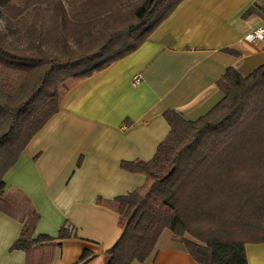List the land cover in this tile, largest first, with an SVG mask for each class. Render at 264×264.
I'll list each match as a JSON object with an SVG mask.
<instances>
[{
    "label": "trees",
    "instance_id": "obj_1",
    "mask_svg": "<svg viewBox=\"0 0 264 264\" xmlns=\"http://www.w3.org/2000/svg\"><path fill=\"white\" fill-rule=\"evenodd\" d=\"M179 1L0 0L1 209H15L4 173L70 84L135 50ZM217 86L221 98L195 119L163 112L169 130L150 159L120 161L145 179L111 200L97 197L121 228L103 264L143 262L165 228L197 264H247L245 244L264 242V62L246 75L229 66ZM19 218L10 249L23 250L26 264L37 245L72 234L64 221L56 236L33 237L38 214L28 201ZM92 256L84 248L72 264Z\"/></svg>",
    "mask_w": 264,
    "mask_h": 264
},
{
    "label": "crops",
    "instance_id": "obj_2",
    "mask_svg": "<svg viewBox=\"0 0 264 264\" xmlns=\"http://www.w3.org/2000/svg\"><path fill=\"white\" fill-rule=\"evenodd\" d=\"M261 26L264 0H180L135 50L70 84L3 175L5 192L38 214L33 237L73 225L69 237L34 247L30 264H72L84 248L93 253L84 264H103L121 228L97 197L111 200L145 179L120 161L153 156L169 130L165 110L186 119L207 112L222 96L217 80L229 66L246 75L263 63L264 43L243 39ZM19 217L0 208V264H26L23 250L10 249ZM245 253L247 264H264V242L246 243ZM130 264L197 263L165 228L151 255Z\"/></svg>",
    "mask_w": 264,
    "mask_h": 264
},
{
    "label": "built area",
    "instance_id": "obj_3",
    "mask_svg": "<svg viewBox=\"0 0 264 264\" xmlns=\"http://www.w3.org/2000/svg\"><path fill=\"white\" fill-rule=\"evenodd\" d=\"M243 39L246 41H261L264 43V26L255 28L245 34L243 36ZM140 77L139 76H134L133 77V82L137 83L139 82Z\"/></svg>",
    "mask_w": 264,
    "mask_h": 264
},
{
    "label": "rangeland",
    "instance_id": "obj_4",
    "mask_svg": "<svg viewBox=\"0 0 264 264\" xmlns=\"http://www.w3.org/2000/svg\"><path fill=\"white\" fill-rule=\"evenodd\" d=\"M157 14H158L157 10H155L154 13H152L153 17H156ZM14 197H15L13 199L15 202V209L14 210L20 212V210H22L26 207V202L23 200V198L19 194H15Z\"/></svg>",
    "mask_w": 264,
    "mask_h": 264
}]
</instances>
